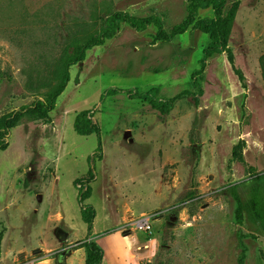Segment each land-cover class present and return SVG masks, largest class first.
<instances>
[{"label":"rangeland","instance_id":"374dc122","mask_svg":"<svg viewBox=\"0 0 264 264\" xmlns=\"http://www.w3.org/2000/svg\"><path fill=\"white\" fill-rule=\"evenodd\" d=\"M192 4L0 0V119L46 101L74 41L97 35L111 15L159 16L168 35L121 23L70 67L50 122L23 116L4 137L0 264H62L88 240L102 249L100 264H264V222L246 210L252 185H264V0L241 1L227 38L245 84L226 51L207 56L199 21L212 8L174 33ZM184 90L193 94L168 112L155 106ZM83 110L100 137L75 131ZM82 208L95 212V231ZM142 216L152 232L134 227Z\"/></svg>","mask_w":264,"mask_h":264},{"label":"trees","instance_id":"16d2710c","mask_svg":"<svg viewBox=\"0 0 264 264\" xmlns=\"http://www.w3.org/2000/svg\"><path fill=\"white\" fill-rule=\"evenodd\" d=\"M242 0H234L231 9L229 10L228 16L224 15L223 8L225 6L226 0H193L191 8V17L175 28V34H182L186 32L189 25L193 21V15L197 13L200 8H212L214 10V17L207 18L199 21V25L203 31L209 34L211 43L207 48V56H211L214 53L226 51L228 54V60L233 66L236 74L238 75L240 81L245 84L244 75L235 68L234 65V53L228 47L227 38L230 34L233 22L236 16V12L241 4ZM121 23H127L130 26L136 28L137 30H145L150 24H154L158 28V37L161 39H166L168 37L167 33L164 31V25L161 17L151 16L138 18L131 16L126 12H117L111 15L107 19V24L101 29V31L90 37L84 42L74 41L72 45V50L68 51L66 55L62 58V65L57 74V84L51 85V90L47 95L46 101H38L36 105L26 109L24 112L20 111L15 113L13 116H6L0 119V150H5L7 148V143L4 142V137L9 133L10 129L15 127L23 116H28L33 120H43L48 123L51 120L50 111L54 109L58 97L65 91L68 83L71 80L70 67L82 63L86 57V52L95 47L104 44L107 39H111L117 33ZM221 30L223 35H221ZM205 67V62L196 75H201ZM200 93L203 92L202 89L199 90ZM193 94L191 90H184L177 96L163 102H155V106L158 107L162 113H166L170 110L173 103L180 99L183 95ZM74 129L81 136H88L96 133L100 137L101 129L93 121L92 115H90L89 110H83L76 115L74 121ZM100 147H101V138ZM259 180V179H258ZM255 183L251 187V198L247 202L246 210L251 217L255 219H261L264 222V197L262 183ZM87 194V198L89 197ZM88 208V207H87ZM95 217V212L88 211L82 208V218L83 220L91 226V223ZM76 248H85L86 250V264H100L103 256L102 249L100 246L92 240L85 242L79 241Z\"/></svg>","mask_w":264,"mask_h":264},{"label":"crops","instance_id":"0c3cea01","mask_svg":"<svg viewBox=\"0 0 264 264\" xmlns=\"http://www.w3.org/2000/svg\"><path fill=\"white\" fill-rule=\"evenodd\" d=\"M81 216H82V209H81ZM83 219V218H82ZM95 223H96V214L95 217L92 221L91 226L92 229L95 231ZM64 232L66 234V236L63 239H66V241H68L69 235H70V231L72 230V228L69 225H64ZM115 234H117L119 237H124L119 231L115 232ZM72 245V243L69 242V247ZM76 255H79L80 257L83 258V260H85V264H86V250L85 248H73L69 251H64L63 252V258H62V264H76L77 258Z\"/></svg>","mask_w":264,"mask_h":264},{"label":"built area","instance_id":"2783aa9c","mask_svg":"<svg viewBox=\"0 0 264 264\" xmlns=\"http://www.w3.org/2000/svg\"><path fill=\"white\" fill-rule=\"evenodd\" d=\"M81 187V185L79 186ZM134 227L136 229L146 231V232H152L153 226L151 218L148 216H142L134 221Z\"/></svg>","mask_w":264,"mask_h":264}]
</instances>
